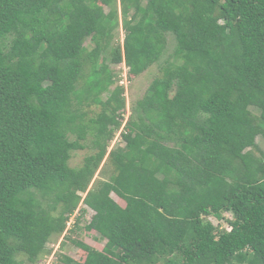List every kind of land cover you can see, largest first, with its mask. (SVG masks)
<instances>
[{
	"label": "trees",
	"instance_id": "16d2710c",
	"mask_svg": "<svg viewBox=\"0 0 264 264\" xmlns=\"http://www.w3.org/2000/svg\"><path fill=\"white\" fill-rule=\"evenodd\" d=\"M168 35L172 61L109 152L127 106L111 66L140 76ZM85 105L102 110L87 122ZM259 137L264 0H0V264H39L82 203L104 247L74 241L85 261L60 263L264 264Z\"/></svg>",
	"mask_w": 264,
	"mask_h": 264
},
{
	"label": "rangeland",
	"instance_id": "374dc122",
	"mask_svg": "<svg viewBox=\"0 0 264 264\" xmlns=\"http://www.w3.org/2000/svg\"><path fill=\"white\" fill-rule=\"evenodd\" d=\"M124 39L125 32L120 29L119 35L116 38V42L119 41L120 43H124ZM86 45L90 49L92 48V44H90L89 40L87 41ZM175 46L176 42L174 37L172 35H168L167 46L161 62L154 64L146 72H144L138 77L129 76V70L125 62H123L122 65H119L120 67H118V65L111 66L118 73L120 72V75H117L116 79L120 81V87H124L125 89L124 96L126 98L127 106L125 112L123 113L124 120L122 122L120 130L116 132L114 140L110 143L109 152L116 148L127 147V143L123 139V134H126V131H128L127 122L133 113L132 110L135 107L136 103L144 97L152 82L163 76V67L166 65V62L172 61ZM83 84L84 81H80L79 87L81 88ZM103 98L106 101L108 98V94L104 93ZM101 110L102 108L100 106L92 105L91 107H88L85 105L84 107L80 108V113L85 114V120L89 122L91 119L96 118L100 114ZM253 112L256 115L258 114L255 109H253ZM257 143L264 150V144L261 137L257 139ZM92 154H94V150L91 147V143L87 141V147L85 150L76 151L72 154L70 166L75 169L80 168L83 165L84 159ZM103 165V171L101 173L99 171L96 174L94 179L95 181H93V183H98V181L101 180H110V177L115 174L114 167L111 165L110 161H105ZM112 198L117 202H120V199L115 194H112ZM94 213V211H92L90 208H88L82 203L79 209L76 210L75 213L71 216L64 234L61 236L53 237L48 243L47 249L50 254L40 257L38 263L63 264L59 262V259L63 256L69 258L73 262L83 263L86 259L87 254L81 249H79L75 245L74 241L83 242L89 246L95 247L98 250H102L105 242L101 235L96 232H92L91 234H89L84 230L85 226L88 225V223L91 221ZM227 216L231 217V215ZM78 220L79 225L77 226L76 224ZM210 221L214 225L224 223V221L217 220L215 218H211ZM77 227H79L80 229Z\"/></svg>",
	"mask_w": 264,
	"mask_h": 264
}]
</instances>
